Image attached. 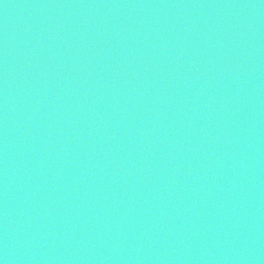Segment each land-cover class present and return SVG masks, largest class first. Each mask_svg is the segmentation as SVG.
Wrapping results in <instances>:
<instances>
[{
    "label": "water",
    "instance_id": "1",
    "mask_svg": "<svg viewBox=\"0 0 264 264\" xmlns=\"http://www.w3.org/2000/svg\"><path fill=\"white\" fill-rule=\"evenodd\" d=\"M0 264H264V0H0Z\"/></svg>",
    "mask_w": 264,
    "mask_h": 264
}]
</instances>
